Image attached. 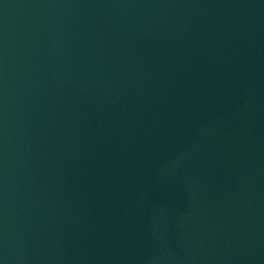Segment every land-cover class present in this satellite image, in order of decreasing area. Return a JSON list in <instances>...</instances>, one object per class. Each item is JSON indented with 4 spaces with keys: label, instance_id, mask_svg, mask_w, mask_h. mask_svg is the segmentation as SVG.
<instances>
[{
    "label": "water",
    "instance_id": "water-1",
    "mask_svg": "<svg viewBox=\"0 0 264 264\" xmlns=\"http://www.w3.org/2000/svg\"><path fill=\"white\" fill-rule=\"evenodd\" d=\"M0 264H264V0H0Z\"/></svg>",
    "mask_w": 264,
    "mask_h": 264
}]
</instances>
